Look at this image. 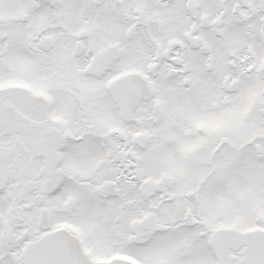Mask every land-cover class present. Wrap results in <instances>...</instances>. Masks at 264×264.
I'll list each match as a JSON object with an SVG mask.
<instances>
[{"label":"snow or ice","instance_id":"6c2138e0","mask_svg":"<svg viewBox=\"0 0 264 264\" xmlns=\"http://www.w3.org/2000/svg\"><path fill=\"white\" fill-rule=\"evenodd\" d=\"M0 264H264V0H0Z\"/></svg>","mask_w":264,"mask_h":264}]
</instances>
